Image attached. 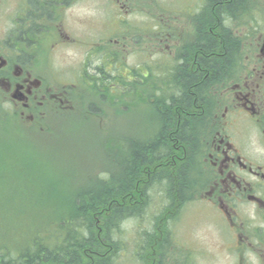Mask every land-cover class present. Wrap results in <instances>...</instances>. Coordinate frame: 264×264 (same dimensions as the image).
I'll return each instance as SVG.
<instances>
[{"label":"flooded vegetation","instance_id":"obj_1","mask_svg":"<svg viewBox=\"0 0 264 264\" xmlns=\"http://www.w3.org/2000/svg\"><path fill=\"white\" fill-rule=\"evenodd\" d=\"M69 1H64L65 7L73 3L71 0L69 4ZM198 1L187 7L173 8L168 14L166 64L169 76L176 80L184 77V68L194 74V64H198L200 70L198 78L204 80L207 77L201 64L208 60V55L200 38L211 34L235 38L239 29H244L243 35L248 38L250 27H253L252 23L249 24L252 15L250 0H245L244 6L232 10L227 16L214 14L216 21L207 18L212 6L210 1ZM8 2L0 0V105L9 108L16 123L44 126L56 113L68 109L74 111L85 96L93 97V93L87 85L81 87L84 84L78 79L69 88L65 84L58 87L44 75L36 73L29 64L30 33L41 35L47 23H51L50 27L55 26L62 0H18L14 6H8ZM154 20V17L149 18L146 30L139 25L142 38L134 42L137 64L131 72L126 71L127 44L122 40L125 34L119 25L118 37L110 40L113 45L91 46V58L101 55L98 65L89 64V69L81 70L77 76L83 75L85 82L90 79V89H95L94 80L110 86L108 80L112 78V91L116 86L120 91L124 89L129 75L139 81V86L143 78H148L150 106L157 118V62L154 59L158 56L159 41L157 31L152 29ZM263 40L262 34L256 42L233 40L237 49L231 51L230 57L229 50H225L224 63L212 75L217 84L210 89L205 88L204 82L201 84V91H210L215 100L212 111L211 105L208 106L207 122H203L206 113L204 99L192 113L186 112V118L179 119L178 124L184 126H207L205 135L194 146L192 165L186 143L172 142L169 145L163 138L160 141L153 136L144 147L150 151L145 162L150 163L142 164L139 174L149 178L155 199L148 224L140 223L137 246L141 253L149 250L147 253L153 264H193L191 261L201 254L198 245L183 232L184 217L195 204L214 214L216 264H264ZM242 51L247 55L239 58ZM219 54L217 51L215 55ZM97 85L103 97L106 89ZM165 139L172 140L171 136ZM162 144L168 148L166 151L160 150ZM121 149L124 150V145ZM180 177L183 185L170 183L169 178L175 181ZM139 180L147 182V179ZM146 186L143 185L142 189L137 186V190L142 191ZM191 191L195 199L189 201Z\"/></svg>","mask_w":264,"mask_h":264},{"label":"rangeland","instance_id":"obj_2","mask_svg":"<svg viewBox=\"0 0 264 264\" xmlns=\"http://www.w3.org/2000/svg\"><path fill=\"white\" fill-rule=\"evenodd\" d=\"M17 1L9 0L8 6H14ZM169 3L170 0H76L59 10L60 19H56L54 27H47L36 49L33 47V52L29 45V53L33 55V61L29 64L36 73L44 75L55 85H59V81L72 83L78 71L88 70L89 64L96 66L99 63L101 55L91 58V40L96 39L98 46L104 43L113 45L106 34L115 39L116 24L121 23L124 27L129 26L127 33L136 30L125 37L129 44L125 63L130 71L137 64L133 47L136 46L135 40L142 38L139 25L148 28L150 11L158 13L162 7H172ZM175 3L178 4L177 0ZM256 4L255 10L261 15H256L252 10L253 24L257 27L252 31L256 33L253 40L260 29L264 31V0H256ZM119 15L124 17L123 23L118 20ZM159 15L152 29L158 31L156 39L163 45V49L158 47V52L168 55L164 32L169 21L165 22V17L162 19ZM146 33L143 32L145 36ZM159 56L154 61L161 60ZM127 86L126 101L127 95L135 96L134 79ZM148 102H141L139 105L142 107L137 109L133 104H126L121 113L110 114L109 122L106 114L102 124L98 123L97 117L85 112L80 115L82 121L76 116L77 112L60 113L59 118L63 121L56 130L51 132L50 127L46 132L37 131L38 135L36 131L29 134V124L12 126L16 121L9 114V108L0 105V247L12 249L16 245L26 244L32 237L27 234L35 228L32 221L37 220L35 222L42 225L46 218L55 216L62 206H66L65 202L75 197L79 184L86 183L87 174L98 175L97 172L109 165L106 151L108 138L105 137L109 131L121 132L132 142L135 136L148 128L149 111L143 108ZM110 109L115 110L113 106ZM39 133H45V136H39ZM111 144L122 145V140L116 135ZM137 224L136 218H127L121 224L120 231L113 234V240L123 243V249L115 256L113 264H144L139 257H135ZM184 227L183 232L201 250L195 262L216 264L217 230L213 214L195 204L184 217Z\"/></svg>","mask_w":264,"mask_h":264},{"label":"trees","instance_id":"obj_3","mask_svg":"<svg viewBox=\"0 0 264 264\" xmlns=\"http://www.w3.org/2000/svg\"><path fill=\"white\" fill-rule=\"evenodd\" d=\"M209 1L212 6L207 18L215 21L217 18L214 14L217 17L227 16L232 10H237L245 4V0ZM216 33L214 31V34ZM221 39L224 42L220 43ZM233 40L235 38L224 35L215 37L213 34L200 38V41L205 43L202 48H205L208 55V60L201 64L207 77L204 80L199 79L197 73L200 70L198 64H194V74L184 68V77L176 81L175 90L171 93H166L165 90L162 103L167 113H160L162 123L156 134L160 141L163 138L169 145L176 141L179 144L186 143L190 150L197 145L196 135L200 128L184 126L178 124V121L187 117L186 112L192 113L202 99L207 103L208 94L201 91V84L204 82L207 89L208 84L215 80L212 75L216 74L221 63H224L225 50H229L230 57L237 49ZM217 51L220 53L218 56L215 55ZM167 136H171L172 140L165 139ZM145 146H133L132 156L122 175L114 177L112 181L102 182L103 186L97 191L93 188L77 191L75 197L71 198L74 201L68 204L67 209L61 210V217L48 223L44 236L41 235V230L36 233L35 226L33 232L27 234L32 237L26 244H19L11 253L9 247H5L8 252L1 250L4 247H0V264H113L114 256L119 251V245L112 237L114 227L119 226L123 217L135 214L133 204L139 199V193L135 191V181L140 176L142 164L150 163L145 162L150 153ZM167 149L164 144L160 145L161 151ZM169 180L172 185H176V180ZM116 184L118 186L114 187ZM179 184H184L181 177ZM35 221L31 223L35 225Z\"/></svg>","mask_w":264,"mask_h":264}]
</instances>
